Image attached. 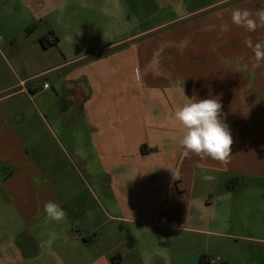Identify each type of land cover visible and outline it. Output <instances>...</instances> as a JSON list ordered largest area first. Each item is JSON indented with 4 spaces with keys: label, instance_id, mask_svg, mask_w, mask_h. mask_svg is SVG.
<instances>
[{
    "label": "crops",
    "instance_id": "obj_1",
    "mask_svg": "<svg viewBox=\"0 0 264 264\" xmlns=\"http://www.w3.org/2000/svg\"><path fill=\"white\" fill-rule=\"evenodd\" d=\"M198 2L0 0V264H264V0ZM209 98L227 164L183 154Z\"/></svg>",
    "mask_w": 264,
    "mask_h": 264
},
{
    "label": "clouds",
    "instance_id": "obj_2",
    "mask_svg": "<svg viewBox=\"0 0 264 264\" xmlns=\"http://www.w3.org/2000/svg\"><path fill=\"white\" fill-rule=\"evenodd\" d=\"M233 24L243 27L249 32H255L258 27L264 26V10L251 13L248 10L234 9L231 14ZM245 44L252 49L257 66L264 61V41L253 43L250 37ZM222 104L218 99H201L186 103L175 111V119L183 129L184 134L180 141L187 157L194 153L201 157H211L223 164L229 162L232 153L233 138L227 124L221 118ZM178 179V173L174 172ZM205 180L212 179L205 175ZM44 212L49 220L63 221L67 213L56 202L49 201L44 205Z\"/></svg>",
    "mask_w": 264,
    "mask_h": 264
},
{
    "label": "rangeland",
    "instance_id": "obj_3",
    "mask_svg": "<svg viewBox=\"0 0 264 264\" xmlns=\"http://www.w3.org/2000/svg\"><path fill=\"white\" fill-rule=\"evenodd\" d=\"M208 0H200V2H198V6H200V5H203L205 2H207ZM196 8V7H195ZM207 11H210V10H207ZM206 14H208V12H202V13H200L199 15H198V18H196V19H201V18H203L204 17V15H206ZM228 22L230 23L231 21H229L228 20ZM253 35V34H252ZM67 148H68V152L69 153H73V156H72V162H73V164L75 165V166H77L78 165V163H77V160H76V157H75V155L76 154H74V151L73 150H70L69 149V147L67 146ZM71 151V152H70ZM78 168H79V166H78ZM84 174V178L91 184V185H93V177L91 176V173H87V172H84L83 173Z\"/></svg>",
    "mask_w": 264,
    "mask_h": 264
},
{
    "label": "built area",
    "instance_id": "obj_4",
    "mask_svg": "<svg viewBox=\"0 0 264 264\" xmlns=\"http://www.w3.org/2000/svg\"><path fill=\"white\" fill-rule=\"evenodd\" d=\"M3 40V34H2V31L0 30V42ZM48 41L50 43H53L55 40H54V37L53 35H49L48 36ZM44 88H48L50 85H49V82H44L43 84ZM221 258L218 256V257H210L208 258V261H210L211 263H214L216 261H219Z\"/></svg>",
    "mask_w": 264,
    "mask_h": 264
},
{
    "label": "trees",
    "instance_id": "obj_5",
    "mask_svg": "<svg viewBox=\"0 0 264 264\" xmlns=\"http://www.w3.org/2000/svg\"><path fill=\"white\" fill-rule=\"evenodd\" d=\"M43 43H44V41H43ZM45 44V43H44Z\"/></svg>",
    "mask_w": 264,
    "mask_h": 264
}]
</instances>
